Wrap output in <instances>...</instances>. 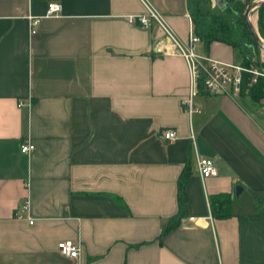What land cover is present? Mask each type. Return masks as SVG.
Wrapping results in <instances>:
<instances>
[{"label": "crops", "instance_id": "1", "mask_svg": "<svg viewBox=\"0 0 264 264\" xmlns=\"http://www.w3.org/2000/svg\"><path fill=\"white\" fill-rule=\"evenodd\" d=\"M48 1L0 0V264H264V94L199 84L189 113L184 57L136 19L149 5L186 42L190 0H54L62 14L45 16ZM196 50L239 63L221 40ZM197 157L217 173L202 179ZM183 171L185 212L164 231ZM62 239H80L77 257Z\"/></svg>", "mask_w": 264, "mask_h": 264}, {"label": "built area", "instance_id": "2", "mask_svg": "<svg viewBox=\"0 0 264 264\" xmlns=\"http://www.w3.org/2000/svg\"><path fill=\"white\" fill-rule=\"evenodd\" d=\"M61 14L62 4L54 0L48 1L44 15L59 16ZM28 19L30 33H32L35 31V24L39 19L33 15H29ZM136 19L143 26H149L153 22L158 23L171 44V51L177 52L184 57L189 70L190 89L188 96L183 99V103L186 105V110L189 113L193 110H198L194 105L192 96L196 93L199 84L208 93H222L228 87H231L233 92L237 93L240 91L244 72L251 73L248 84L256 82L259 76L264 77V68L256 65L250 64L245 66L236 62L222 61L205 53H199L196 50V44L200 41V37L194 31L192 25L189 28L188 40L183 42L166 23L162 14L149 5H146V12L137 15ZM262 91L264 92V86L262 87ZM22 104L23 102L21 100L18 101V105ZM161 135L168 140L175 139L177 136L176 131L171 128L163 130ZM33 148L34 144L30 140L20 143V151L22 153H29ZM196 163L198 173L202 179L217 173L214 160L211 158L197 157ZM27 206L28 201L25 200L22 210H25ZM18 216L21 217L22 213H18ZM190 218L193 219V216H190ZM34 219L31 215L27 216L29 223H33ZM57 248L62 255L77 257L81 250V241L80 239H62L58 241Z\"/></svg>", "mask_w": 264, "mask_h": 264}, {"label": "trees", "instance_id": "3", "mask_svg": "<svg viewBox=\"0 0 264 264\" xmlns=\"http://www.w3.org/2000/svg\"><path fill=\"white\" fill-rule=\"evenodd\" d=\"M196 6V9H199L200 6L205 5L204 2L210 3L212 0H193ZM253 0H224L219 11L217 13L209 12L206 13L209 21L204 27L200 26L198 19L196 18L194 11L193 21H194V30L206 43L211 42L212 40H221L230 44L240 56H243L245 60H240V64L248 66L250 64L256 65L259 67V64L254 63L249 57H247V50L252 49L255 45H259L257 38L254 36V33L250 29L247 23L246 10L249 4ZM206 6V5H205ZM258 8V31L259 34L264 38V2L257 6ZM209 15V16H208ZM236 26H240L239 29H236ZM242 32V33H240ZM259 35V36H260ZM260 36V37H261ZM241 37L247 38L243 40ZM261 37V38H262ZM245 47V49H243ZM246 50V51H245ZM251 73L244 72L242 77V83L240 88V95H248L252 100H259L264 92L262 87L264 86V77L259 76L256 82L248 84ZM188 178V173L183 171L178 180V206L179 212L176 216L172 217L168 225L164 228V231L173 227L177 224L178 219L184 214L186 208L187 195L185 191V183ZM230 196L228 194H218L211 198L212 205L218 207L220 212H216L218 215H227L229 212L226 210ZM224 206V208H222Z\"/></svg>", "mask_w": 264, "mask_h": 264}, {"label": "rangeland", "instance_id": "4", "mask_svg": "<svg viewBox=\"0 0 264 264\" xmlns=\"http://www.w3.org/2000/svg\"><path fill=\"white\" fill-rule=\"evenodd\" d=\"M242 1H244V0H242ZM262 1H264V0H253V2L250 1L251 3L249 5H251V8L248 11V15L249 14H252V15L255 14V18L256 19H255L254 23H255V26H256V29H257L256 31L258 32V34H259V31H258V24H257V17H258L257 5L260 2H262ZM209 2L210 3L204 2V4L206 6L202 4V6H200L199 9H196L194 1L190 0V6H191L193 11H194V8L196 9L195 15H196V18L198 19V22L200 23L201 27L206 26L207 22L209 21L208 17L206 16V13H208L209 10H210V12L217 13L219 11L221 5L223 4L224 0H220V2H218L217 0H212V1H209ZM206 8H208L209 10L206 9ZM239 27L240 26H236V29H239ZM240 33H242V32H240ZM241 38L243 40H247L248 37L247 38L241 37ZM260 43L261 44L255 45L252 49H246L247 50V54H248L247 57H249L248 59H250L254 63L259 64V67L264 68V38L263 37L260 39ZM243 49H245V47H243ZM240 60L244 61L245 58H243V56L239 55L238 61L240 62ZM246 99L249 100L250 97L246 98ZM244 100H245V97H244ZM250 100H252V99H250ZM254 105H257V104H254Z\"/></svg>", "mask_w": 264, "mask_h": 264}, {"label": "water", "instance_id": "5", "mask_svg": "<svg viewBox=\"0 0 264 264\" xmlns=\"http://www.w3.org/2000/svg\"><path fill=\"white\" fill-rule=\"evenodd\" d=\"M217 1L220 2V0H217ZM263 2H264V1L260 2L259 4H261V3H263ZM259 4H258V5H259ZM258 5H257V6H258ZM250 8H251V5H249V6L247 7V10H246L247 23H248L250 29L252 30V32L254 33V36L257 38V41L259 42V44H261V43H260V36L258 35V32L252 28V26H251V24H250V21H249V18H248V11H249ZM235 189H236V194H238L239 191L242 189V187H241L240 185H236Z\"/></svg>", "mask_w": 264, "mask_h": 264}, {"label": "bare ground", "instance_id": "6", "mask_svg": "<svg viewBox=\"0 0 264 264\" xmlns=\"http://www.w3.org/2000/svg\"><path fill=\"white\" fill-rule=\"evenodd\" d=\"M248 18H249V21H250V24H251V26L254 28V29H256V26H255V14H253V15H248Z\"/></svg>", "mask_w": 264, "mask_h": 264}, {"label": "flooded vegetation", "instance_id": "7", "mask_svg": "<svg viewBox=\"0 0 264 264\" xmlns=\"http://www.w3.org/2000/svg\"><path fill=\"white\" fill-rule=\"evenodd\" d=\"M250 15H252V14H250Z\"/></svg>", "mask_w": 264, "mask_h": 264}]
</instances>
